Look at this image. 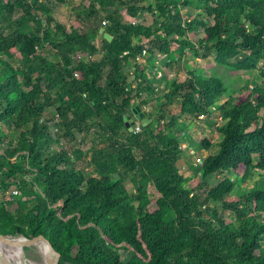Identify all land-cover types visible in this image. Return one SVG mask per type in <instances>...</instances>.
Here are the masks:
<instances>
[{
  "label": "trees",
  "instance_id": "16d2710c",
  "mask_svg": "<svg viewBox=\"0 0 264 264\" xmlns=\"http://www.w3.org/2000/svg\"><path fill=\"white\" fill-rule=\"evenodd\" d=\"M97 17L100 45L99 27L82 28ZM53 20L42 0H0V232L43 234L59 264H264V85L228 100L233 92L219 76L190 69L168 80L165 71L160 95L137 60L155 48L164 61L173 51L213 52L215 62L262 79L264 0H87L69 28ZM175 98L180 110L170 114L165 105ZM151 104L158 116L148 112L141 130L130 131L124 117ZM217 108L222 123L208 121L220 139L197 143L209 153L202 180L188 188L177 164L180 136L190 116L212 119ZM98 126L90 175L52 148ZM217 173L228 175L199 194ZM247 180L252 187L241 188Z\"/></svg>",
  "mask_w": 264,
  "mask_h": 264
},
{
  "label": "rangeland",
  "instance_id": "374dc122",
  "mask_svg": "<svg viewBox=\"0 0 264 264\" xmlns=\"http://www.w3.org/2000/svg\"><path fill=\"white\" fill-rule=\"evenodd\" d=\"M42 1L48 4L51 10V15H53L54 17V20L51 22V27L55 26L56 23H61L64 24L67 28H69L76 19V11L78 6L87 0H68L67 3H59L55 0ZM182 12L185 14L187 12V9L183 8ZM152 19L153 17H151L149 14L148 20L153 22ZM103 25V18L101 20L100 17H97L91 22H85L82 28L87 31H93L95 28L99 27V34H94V41L100 45L102 39L100 33H103ZM100 28H102L101 32ZM56 36H59L58 33L56 34ZM134 40L136 43L139 41L138 37H136ZM45 49V52L48 53L49 58L53 60L54 53L50 45H45ZM39 51L42 52V50L40 49ZM148 54L150 55L147 56L145 54V51H143L142 54L137 57V60L138 63L143 66V68L148 72L147 80L158 90L157 93H159L160 95L165 92V87L163 83V72L165 71L167 72L166 78L168 80H183L188 77V72L190 69H197L198 71H196L195 73L199 72L204 75L219 76L228 86V88L233 92L228 100H232V98L242 94V92L244 91L242 87L247 90V88L252 89L255 86L261 87L264 85V78H259L256 72L244 71L229 67L222 63L215 62L213 58V52L208 57H202L201 55L198 57H193L192 52H190L189 49H185L183 55L181 56H179V52L173 51V57L169 56L168 59L166 58V62L164 61V53L159 52L157 48L154 49L153 53ZM83 55L84 53L81 51L75 52V56L78 58L83 57ZM17 60V58L13 60L15 64H18ZM122 69L127 74L128 81L134 79L136 69L134 62L128 61L123 65ZM108 71L109 68L106 67L103 70V75H107ZM250 91L254 93L253 90ZM224 100L226 99L224 98L223 101ZM151 105L142 106V109H146L148 112H150V114L153 115L154 118H156L158 116V110L157 108L154 109L153 105ZM165 107L170 114H177L180 110L179 99H173V103L170 105H165ZM211 116L212 119H207L206 116H190L187 120L189 122L187 129L188 136H180L181 152L178 157L177 164L179 165L180 172L185 178V186L191 189L197 188L200 181L202 180V170L200 168V163L202 162L204 157L209 153V151H206L204 149L200 150L197 147V143L200 142L206 136H211L215 140L220 139L219 132L214 130V126L208 121L213 120L214 122L221 124L222 121L220 119V110L218 108L215 109ZM46 118L49 120L51 132L56 133V127L58 124L56 123V118L53 111L49 110L46 114ZM176 121L181 122V117L178 118ZM97 130H100L99 126L90 128L85 131H78L75 133V137L69 141L62 138L60 141L52 143V148L59 151H67L70 156H72L75 167L81 169L86 175H90L92 173V166H90L88 162L90 160L91 153L93 150V141L94 139H96L97 136ZM5 131L8 132V129H5ZM132 131H134V127ZM211 151H214V149ZM227 175L228 173H217L212 174L211 176L209 175V177H207V187L198 190V193L201 195H205V191L208 187L215 186L222 178ZM126 185L128 189L133 190L131 182L127 181ZM239 186L241 188H250L252 187L251 180H247L245 183H241ZM155 194L156 192L152 190L151 197L153 199L156 196ZM1 198L2 196L0 195V199ZM208 203L211 207H217L219 211H221L220 206L217 202L208 201ZM150 207L153 208L154 203H151ZM25 254L31 262L39 264L44 262V258L40 254L37 245L26 248Z\"/></svg>",
  "mask_w": 264,
  "mask_h": 264
},
{
  "label": "water",
  "instance_id": "95a60500",
  "mask_svg": "<svg viewBox=\"0 0 264 264\" xmlns=\"http://www.w3.org/2000/svg\"><path fill=\"white\" fill-rule=\"evenodd\" d=\"M101 31L102 28H100V32ZM104 35L108 39L111 38L108 33H104ZM132 113L134 116L128 113L124 117L125 125L129 128L130 131L133 130V127L137 120L146 124V122L149 121L150 119V115H148V111L146 109H142L139 105H136L135 107L132 108ZM40 242L44 243L46 246V254L44 256L45 264H59L60 252L55 249L52 242L43 234H38L33 237H28L25 236L24 234L13 235V234H6L0 232V243L18 245L21 248V250L24 252V256L21 260L22 264L31 263L30 259H28L25 254L26 248L30 246H35ZM0 264H16V263L11 259H9L4 253L0 251Z\"/></svg>",
  "mask_w": 264,
  "mask_h": 264
},
{
  "label": "bare ground",
  "instance_id": "6f19581e",
  "mask_svg": "<svg viewBox=\"0 0 264 264\" xmlns=\"http://www.w3.org/2000/svg\"><path fill=\"white\" fill-rule=\"evenodd\" d=\"M37 246H38L40 254L44 258L45 254H46L45 244L40 242L37 244ZM0 251L2 253H4L9 259L14 261L16 264H22L21 260L24 256V252L21 250V248L18 245L0 243ZM29 264H39V263L31 262ZM40 264H45V262L40 263Z\"/></svg>",
  "mask_w": 264,
  "mask_h": 264
},
{
  "label": "built area",
  "instance_id": "2783aa9c",
  "mask_svg": "<svg viewBox=\"0 0 264 264\" xmlns=\"http://www.w3.org/2000/svg\"><path fill=\"white\" fill-rule=\"evenodd\" d=\"M78 52H80V51H78ZM140 130H141V122L139 120H137L136 123H135V126H134V131L135 132H139Z\"/></svg>",
  "mask_w": 264,
  "mask_h": 264
}]
</instances>
